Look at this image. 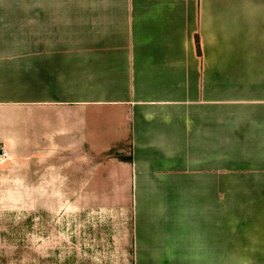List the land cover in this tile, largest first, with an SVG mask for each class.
Masks as SVG:
<instances>
[{
  "label": "crops",
  "instance_id": "obj_1",
  "mask_svg": "<svg viewBox=\"0 0 264 264\" xmlns=\"http://www.w3.org/2000/svg\"><path fill=\"white\" fill-rule=\"evenodd\" d=\"M27 6L0 20V148L28 152L30 197L39 179L81 198L85 168L115 159L133 264H191L184 230L215 264H264V0Z\"/></svg>",
  "mask_w": 264,
  "mask_h": 264
},
{
  "label": "rangeland",
  "instance_id": "obj_2",
  "mask_svg": "<svg viewBox=\"0 0 264 264\" xmlns=\"http://www.w3.org/2000/svg\"><path fill=\"white\" fill-rule=\"evenodd\" d=\"M28 1L0 0V20L15 13L26 21ZM21 42H27L23 32ZM27 153L8 152L0 164V264H133L126 168L115 159L94 172L85 168L82 184L74 183L82 186L81 198L44 197L51 183L38 179L43 196L32 198Z\"/></svg>",
  "mask_w": 264,
  "mask_h": 264
},
{
  "label": "clouds",
  "instance_id": "obj_3",
  "mask_svg": "<svg viewBox=\"0 0 264 264\" xmlns=\"http://www.w3.org/2000/svg\"><path fill=\"white\" fill-rule=\"evenodd\" d=\"M177 222L182 228L185 227L188 222L186 209H179ZM171 246L178 251L182 250L191 264H215L214 254L208 249L203 236L197 231H182L171 241Z\"/></svg>",
  "mask_w": 264,
  "mask_h": 264
},
{
  "label": "trees",
  "instance_id": "obj_4",
  "mask_svg": "<svg viewBox=\"0 0 264 264\" xmlns=\"http://www.w3.org/2000/svg\"><path fill=\"white\" fill-rule=\"evenodd\" d=\"M197 48H198V52H200V44H199V39L197 38ZM115 153L116 157L121 160V161H126V162H131L132 161V157L131 156H127V157H124L120 154H118L117 152H110V154H113Z\"/></svg>",
  "mask_w": 264,
  "mask_h": 264
},
{
  "label": "built area",
  "instance_id": "obj_5",
  "mask_svg": "<svg viewBox=\"0 0 264 264\" xmlns=\"http://www.w3.org/2000/svg\"><path fill=\"white\" fill-rule=\"evenodd\" d=\"M8 157V152L4 148H0V164Z\"/></svg>",
  "mask_w": 264,
  "mask_h": 264
}]
</instances>
